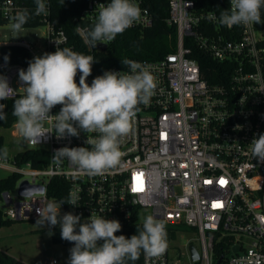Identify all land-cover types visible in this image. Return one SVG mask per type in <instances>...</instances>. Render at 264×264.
Wrapping results in <instances>:
<instances>
[{
	"label": "built area",
	"instance_id": "obj_1",
	"mask_svg": "<svg viewBox=\"0 0 264 264\" xmlns=\"http://www.w3.org/2000/svg\"><path fill=\"white\" fill-rule=\"evenodd\" d=\"M108 2L90 0L76 19V32L85 45L81 50L66 30L52 21L51 13L35 15L36 7L0 0V17L7 22H12L17 11L28 9L45 29L36 45L26 40L0 45L25 49L30 60L64 47L96 59V54L107 51L110 42L105 51L99 47L104 43L93 48L84 29L95 23L97 5ZM134 2L141 9V18L128 29L151 27L154 15L147 0ZM45 3L52 12L49 1ZM168 6L167 24L176 29L177 45L160 60L131 59L152 71L157 89L148 105H139L130 132L122 137L123 155L118 164L104 175L89 176L67 159L55 163L52 156L61 147H89L83 131L79 137L57 139L54 133H48L38 144L26 141L28 149L44 151L45 156L37 159L42 167L14 158V168L9 169L20 179L13 191L2 194L8 206L6 212L0 206L4 219L37 220L40 200L59 206L73 193L78 198L77 206L63 204L61 215L72 212L81 215L83 222L92 214L119 220L122 227H142L147 215L164 223L166 251L157 257L143 254V264H180L170 256L175 250L172 236L180 227L191 228L199 236L200 249L193 242L187 245L190 258L192 244L200 254L198 261L191 259L193 264H217L221 258V264H264V162L254 160L249 144L264 129V23L228 28L219 23V13L199 8L195 0H168ZM213 14L217 19L211 18ZM195 49L215 61L220 72L207 78L200 62L190 57ZM27 67L28 63L0 60V74L17 89V97L24 94L18 71ZM107 70L127 68L112 66ZM103 73H98L94 63L87 82L91 84ZM60 107L55 106L50 114L56 115ZM53 123L45 122V129L53 132ZM137 174H141L143 185L139 192L134 191ZM24 181L43 187L44 196H20ZM43 264L59 261L51 259Z\"/></svg>",
	"mask_w": 264,
	"mask_h": 264
},
{
	"label": "clouds",
	"instance_id": "obj_2",
	"mask_svg": "<svg viewBox=\"0 0 264 264\" xmlns=\"http://www.w3.org/2000/svg\"><path fill=\"white\" fill-rule=\"evenodd\" d=\"M35 15L49 16L51 11L45 0H35ZM98 16L91 28L84 29L88 44L95 48L98 43L108 45L118 34L140 20L141 9L134 0H110L100 3ZM264 0H230V7L219 15V23L231 28L237 25L264 23L262 21ZM30 17L28 9L17 11L11 17V29L19 32ZM212 19H217L213 14ZM10 59L4 56L5 62ZM97 60L91 55L73 51L69 47L35 56L27 69H19L18 78L24 94L17 97L8 78L0 74V101L12 99V115L23 138L38 144L46 134L54 133L57 139L79 137L80 131L87 134L89 147H61L52 156L55 163L67 159L71 165L89 176H101L115 167L123 153L120 150L122 137L132 127L139 105H148L157 89L156 78L144 64L122 60L127 71H104L91 84L87 78ZM79 72V83L76 77ZM60 105V111L51 115V110ZM6 105L0 103V120H6ZM53 121V132L44 124ZM95 135H90V134ZM250 150L254 160L264 162V133L251 140ZM8 150H0V157L7 158ZM36 195L43 197L44 193ZM78 198L70 193L66 202L57 205L54 201L40 200L36 209V224L52 229L60 228L61 239L73 244L69 249L67 264H134L141 255L157 257L167 247V232L163 222L147 215L141 228L130 238L116 235L122 225L119 220L106 219L92 214L83 222L81 215L66 212L61 215L63 204L77 206Z\"/></svg>",
	"mask_w": 264,
	"mask_h": 264
},
{
	"label": "trees",
	"instance_id": "obj_3",
	"mask_svg": "<svg viewBox=\"0 0 264 264\" xmlns=\"http://www.w3.org/2000/svg\"><path fill=\"white\" fill-rule=\"evenodd\" d=\"M23 2L30 9L36 7L35 0H16ZM51 5V18L58 26L63 27L69 35L71 42L76 44L81 50H85V45L79 35L76 32L77 18H79L82 12L88 7L90 0H48ZM198 3L199 8L206 10H213L217 13H221L229 8L230 0H195ZM148 6L154 15L153 25L146 29H126L122 34H118L116 38L110 42L109 48L105 52L96 54V69L98 73H103L109 67L112 66H125L122 60L128 59H144V60H160L167 54L174 51L177 45V32L174 27H170L167 24V18L170 15L168 0H147ZM262 21H264V9H262ZM9 24L6 20L0 17V26ZM43 22L35 15L31 14L27 23L23 28H37L42 26ZM264 45V42H263ZM8 55L10 59L8 63H20L27 64L29 59L28 52L18 46L0 45V60H4V56ZM191 58L197 59L201 64L203 74L210 78L215 76L220 70V66L210 59L202 51L195 49L190 55ZM211 71H208V69ZM220 72V71H219ZM5 103L6 107L4 111L8 114L6 120H0V127L11 128L15 125L16 118L11 114L13 110L14 100L0 101ZM264 133V129H263ZM4 137L0 135V150L4 149ZM45 156L44 151L39 149H27L19 152L15 159L22 162H33V166L40 168L42 164L38 163V156ZM20 177L17 174H10L6 178H0V199L2 194L7 191H13ZM11 220L4 219L3 211L0 208V229L9 226ZM137 228H141L138 225H127L122 227L120 232L116 235H125L131 237L136 234ZM54 235L52 240L56 244L63 245L65 247H73V244L61 239L60 228L55 227L52 229ZM221 248L218 247L220 252ZM68 261V260H67ZM67 261L62 264H67ZM0 264H27L17 259L15 256L0 249ZM132 264V262H129ZM134 264H143V253H141L139 259Z\"/></svg>",
	"mask_w": 264,
	"mask_h": 264
},
{
	"label": "rangeland",
	"instance_id": "obj_4",
	"mask_svg": "<svg viewBox=\"0 0 264 264\" xmlns=\"http://www.w3.org/2000/svg\"><path fill=\"white\" fill-rule=\"evenodd\" d=\"M10 25L11 23L0 26V44L26 40L36 45L37 41L44 37L43 27L22 28L17 33ZM0 135L4 137L3 148L6 147L8 150L7 158L0 157V178H6L12 174L9 168H14L15 156L29 147L21 137L16 124L11 128L0 127ZM0 206L3 211L8 210L7 204L2 199ZM48 231L46 226L37 225L36 220L12 222L9 226L0 229V249L27 264H43L51 259H57L59 264H62L68 260L71 247L54 243ZM191 242L200 249L197 232L188 227H180L178 233L171 239V247L175 249L171 252V260H179L180 264H193L187 246Z\"/></svg>",
	"mask_w": 264,
	"mask_h": 264
},
{
	"label": "water",
	"instance_id": "obj_5",
	"mask_svg": "<svg viewBox=\"0 0 264 264\" xmlns=\"http://www.w3.org/2000/svg\"><path fill=\"white\" fill-rule=\"evenodd\" d=\"M99 47L101 50H106L108 46L106 44H99ZM43 187L41 186H35V185H30L27 181H24L21 183L20 188H19V195L26 197V196H31L34 193L42 192ZM235 250H239V247H236ZM190 252H191V259L193 262H196L200 259V254L194 244L190 245ZM222 258L219 260L217 264H221Z\"/></svg>",
	"mask_w": 264,
	"mask_h": 264
},
{
	"label": "snow or ice",
	"instance_id": "obj_6",
	"mask_svg": "<svg viewBox=\"0 0 264 264\" xmlns=\"http://www.w3.org/2000/svg\"><path fill=\"white\" fill-rule=\"evenodd\" d=\"M136 181H137V184L136 186L134 187V191H143V185H142V180H141V174H137V177H136ZM221 183H223V181H221ZM214 206H218V205H214Z\"/></svg>",
	"mask_w": 264,
	"mask_h": 264
}]
</instances>
